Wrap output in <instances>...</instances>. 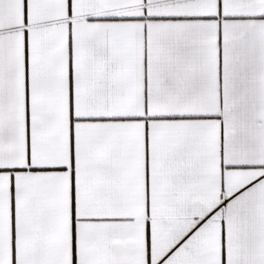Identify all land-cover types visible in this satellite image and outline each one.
<instances>
[{"label":"snow or ice","instance_id":"obj_1","mask_svg":"<svg viewBox=\"0 0 264 264\" xmlns=\"http://www.w3.org/2000/svg\"><path fill=\"white\" fill-rule=\"evenodd\" d=\"M0 264H264V0H0Z\"/></svg>","mask_w":264,"mask_h":264}]
</instances>
